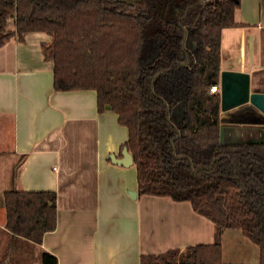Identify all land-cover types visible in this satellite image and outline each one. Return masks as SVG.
Here are the masks:
<instances>
[{
    "label": "trees",
    "instance_id": "obj_1",
    "mask_svg": "<svg viewBox=\"0 0 264 264\" xmlns=\"http://www.w3.org/2000/svg\"><path fill=\"white\" fill-rule=\"evenodd\" d=\"M164 6L162 0H0V46L16 35H51L43 54L54 62L55 90H96L99 112L118 115L129 130L124 147L134 158L139 195L188 201L214 222V244L144 255L142 264H223L229 229L257 245L264 264V142H222L228 120L220 93L209 94L220 84L223 30L240 26V0ZM242 120L260 123L254 115ZM4 203L0 264H58L39 250L57 227L56 192L12 189Z\"/></svg>",
    "mask_w": 264,
    "mask_h": 264
},
{
    "label": "crops",
    "instance_id": "obj_2",
    "mask_svg": "<svg viewBox=\"0 0 264 264\" xmlns=\"http://www.w3.org/2000/svg\"><path fill=\"white\" fill-rule=\"evenodd\" d=\"M235 20L240 26L223 30L221 71L249 73L251 90L264 93V0H240ZM9 27L14 30L13 20ZM51 41L48 33L30 32L0 46L1 183L6 191L57 195V227L44 235L39 250L54 254L58 264H142L144 255L214 244V222L190 202L140 196L135 164L111 161V154L122 156L129 130L111 109L99 112L96 90H55L54 62L43 54ZM233 111L222 112L228 120L222 142L243 136L264 142V119L256 115L260 123L233 128ZM236 233H223V264H238L226 256V239ZM250 262L240 264L256 259Z\"/></svg>",
    "mask_w": 264,
    "mask_h": 264
},
{
    "label": "water",
    "instance_id": "obj_3",
    "mask_svg": "<svg viewBox=\"0 0 264 264\" xmlns=\"http://www.w3.org/2000/svg\"><path fill=\"white\" fill-rule=\"evenodd\" d=\"M204 0H199L203 2ZM237 2L238 0H233ZM221 110L227 112L232 109L251 104L264 114V93L253 92L251 90V76L247 72L223 70L220 79ZM114 164L128 167L134 163L132 153L128 147H124L122 156L116 157L114 154L109 156ZM130 196L136 198L138 192L130 191Z\"/></svg>",
    "mask_w": 264,
    "mask_h": 264
},
{
    "label": "rangeland",
    "instance_id": "obj_4",
    "mask_svg": "<svg viewBox=\"0 0 264 264\" xmlns=\"http://www.w3.org/2000/svg\"><path fill=\"white\" fill-rule=\"evenodd\" d=\"M127 1H136V0H127ZM174 0H162L163 3V8L167 9V7H165V3L168 6L169 4L172 5ZM176 3V1H175ZM162 8V5H161ZM189 48L190 49H194L195 48V44L191 43L189 44ZM234 113V115L236 116L234 118V120H232L231 122H229V124H234L233 128H237L240 127L239 123L244 122L243 120L238 119L240 116L244 114L243 119L245 117H251V115H254V118L257 119L256 115L259 116V118H263L264 116L260 113L257 112V109L253 106H251L250 104L242 106V107H238L236 110L234 109V111L232 112ZM238 119V120H237ZM245 123V122H244ZM252 136H243L240 137L239 139L235 140V143H250L256 140H253L252 138H250ZM256 139V138H254ZM1 172V169H0ZM2 175L0 174V225H4L6 223V208H5V203H4V191L7 190V184L3 185L1 183V179ZM6 189V190H4ZM236 232H240V233H236L239 234V237L236 236H228V238L226 239V256H228L227 258H235L236 257V262L238 264L243 262H249L252 261V259H256V264L258 263V259H259V247L255 244H253L249 239H247L246 237H244L241 231L239 230H235ZM248 244H250V246H253L255 248V252L256 255L252 254V250L248 247ZM252 247V248H253ZM255 256V257H254ZM32 264H40L39 263V259H35V262L31 261Z\"/></svg>",
    "mask_w": 264,
    "mask_h": 264
},
{
    "label": "built area",
    "instance_id": "obj_5",
    "mask_svg": "<svg viewBox=\"0 0 264 264\" xmlns=\"http://www.w3.org/2000/svg\"><path fill=\"white\" fill-rule=\"evenodd\" d=\"M220 90H221V85H213L211 88H210V91H209V94H217V93H220Z\"/></svg>",
    "mask_w": 264,
    "mask_h": 264
},
{
    "label": "flooded vegetation",
    "instance_id": "obj_6",
    "mask_svg": "<svg viewBox=\"0 0 264 264\" xmlns=\"http://www.w3.org/2000/svg\"><path fill=\"white\" fill-rule=\"evenodd\" d=\"M176 15H177L178 17H180L179 20H180L181 18H183V15H181V13H180V9H178V8H177V13H176ZM179 22H180V21H179Z\"/></svg>",
    "mask_w": 264,
    "mask_h": 264
}]
</instances>
